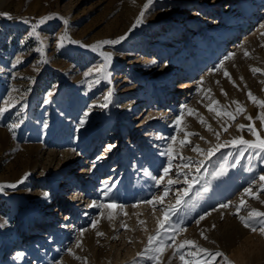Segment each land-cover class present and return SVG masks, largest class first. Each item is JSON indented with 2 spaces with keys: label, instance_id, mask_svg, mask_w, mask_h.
I'll list each match as a JSON object with an SVG mask.
<instances>
[{
  "label": "rangeland",
  "instance_id": "obj_1",
  "mask_svg": "<svg viewBox=\"0 0 264 264\" xmlns=\"http://www.w3.org/2000/svg\"><path fill=\"white\" fill-rule=\"evenodd\" d=\"M203 1L0 0V108L8 107L0 114V185L5 186L0 190V264H155L148 258L153 253L146 251L148 237L156 234V221L163 219L162 210L170 206L177 211L152 245L169 246L163 250L161 264H184L179 254H172L169 237L173 235L177 243L190 239L210 252L221 251L233 264H264V235L245 229L234 214L242 196L247 206L241 215L251 208L264 211L260 202L264 193L259 191L264 183L259 180L264 175V151L230 143L241 137L253 143L256 136L264 139V121L259 119L264 108L247 95L251 91L264 100V73L251 71L264 69V8L257 16L255 7L260 0H239L240 11L255 22L236 40L227 35L235 31L237 20H225L208 31L207 40L200 38L198 46L174 58L176 80L156 88L148 98L149 106L155 108L145 115L150 120L146 118L144 137L134 133L137 120L126 121L130 114L120 118L121 137L110 138L119 113L110 108V102L101 107L108 95L107 69L120 73L121 65L127 64V72L120 73L117 82L123 83L131 62L136 71L144 58L155 55L152 46L165 36L169 21L183 12H201ZM214 1L207 3L209 10L219 5ZM42 17L50 18L40 24ZM33 30L38 35H30ZM171 30L168 38L180 37L184 27L178 33L174 27ZM108 40L119 43L101 44L95 50L89 47ZM102 53L111 59L98 72L95 69L106 63ZM89 69L93 71L85 76ZM184 79L185 94L175 95ZM233 101L244 111L237 112ZM209 106L235 118L218 116ZM89 117H94L93 122ZM199 117L206 123L201 124ZM13 124L17 127L10 129ZM85 127L91 128L84 131ZM186 133L193 135L181 145ZM217 143L225 146L207 158V149ZM118 144L122 146L117 149ZM109 145L114 147L108 150ZM197 145L203 151H192ZM185 178L192 183L187 195H183L188 188ZM169 179L177 183L169 185ZM166 187L163 203H145L162 196ZM245 188L259 199L245 195ZM177 195H182L180 205ZM223 203L231 207L220 208ZM201 216L205 219L200 220ZM93 220L98 221L95 228ZM253 225L259 228L258 222ZM177 227L186 231L176 233ZM21 250L23 258L17 255ZM180 251L192 264L207 259L190 246ZM212 264H224V260L217 257Z\"/></svg>",
  "mask_w": 264,
  "mask_h": 264
},
{
  "label": "bare ground",
  "instance_id": "obj_2",
  "mask_svg": "<svg viewBox=\"0 0 264 264\" xmlns=\"http://www.w3.org/2000/svg\"><path fill=\"white\" fill-rule=\"evenodd\" d=\"M209 1L210 0H204L203 1L202 7H204V8L201 12L200 11L199 12L194 11L191 13V15L187 14L186 12H183L180 15L176 16L175 19H173L172 21H169V23H172V24H171V26H168V24H169L168 23L166 25L165 29L163 30V33L165 34V36H162L161 39H159V40L157 39L158 41L155 42V44L152 46V47H154L155 55L153 57L149 56V57L144 58V60H142V61H145V63L142 64L141 67L138 69H136V67H135L136 71H133L134 67L132 66L133 64H131L132 63L131 62L129 64V69H128V71H130V72L127 75H125V80H124V82L122 81L123 83L119 84L117 82L119 81V77H120L119 74L120 73L122 74V72H127L126 71L127 64L121 63L122 65L119 68L120 73H118V72L113 73L112 71H110V69H107V74H108L107 80L109 82L108 95H109V93L111 94L110 95V108L114 109L117 113H119V114L115 113V114H117L116 116H117L118 120H117V124L115 125V129L110 132V138L121 137V135H122L121 131H120L121 126L119 125L120 118H123V117L126 118L130 114H132L131 118L126 119V121H130L131 119L134 118V120H137L139 122L137 125L138 127L134 131V133L137 132L138 135H140V134L143 135L142 133H145L146 128H144V126L146 125V120H147L146 118H148L150 120V117H149L150 115L148 117L147 116L145 117V115H146L148 110H150V109L153 110L155 108V105H154V107L149 106V104H150L149 99H148L149 96L152 94V92L156 88L161 87L162 85H166V87L170 86L173 83V81L176 80V77L173 78L174 77V71H175V70L173 71V69L175 68V64L173 62L174 58H176V57L180 58V57H182V55L187 53L193 47L198 46L200 43L199 41L201 40L200 38L207 40L208 31L211 28L213 29L215 27L221 26L225 20H229V21L230 20H232V21L237 20L236 23L234 24V27H233V28H235V31L230 32L227 35V36H229V38H234L236 40V38L239 35H241V34H239L240 32L246 31L249 27L252 26L250 24L255 22V20L252 22L248 21L250 19L249 14L246 12L244 13L243 11L242 12L240 11L239 0H227V2L225 4H224V2L226 0H215V1L213 0L214 2H217L219 4L216 6V9H214V10H209L211 8V6L209 4H207V3H210ZM262 4H264V1H261V0L255 4V7L258 11V14H256L257 16L261 12V10L264 8V5L261 6ZM206 6H208V7H206ZM171 27H174L175 28L174 31L177 33L179 32L180 28L184 27V30L182 31L183 33L181 34V36L178 37L176 35L177 37H175V38H171V37L168 38L167 37L168 35L173 34V30H171ZM166 29L168 31L164 32ZM132 50H134V48H132ZM129 52H130V50H129ZM134 52L135 51H133L131 53L133 54ZM136 61L138 62V60H136ZM159 75H161V77L157 78V76H159ZM148 78H153V80H148ZM152 81L153 82L157 81V82L153 83ZM187 88H188V84L186 83V81L184 79L182 81V84L180 85L178 92L177 93L175 92L176 93L175 95H177L178 93H182V92H183L182 94H185ZM92 108H93V106H92ZM167 109H170L169 106L167 107ZM171 111L172 110H170L169 112H171ZM90 114H92V113H90ZM159 115H162V114H159ZM159 115L157 117H159ZM163 117H166V116L164 115ZM93 119H94V117L88 118L89 122H93ZM129 125H130L129 123L125 124V126H127V127ZM91 127H88V128L85 127V128H83V130L84 131L88 130ZM147 129H148V127H147ZM138 131H139V133H138ZM142 137H144V135ZM121 146H122L121 144L116 145L117 149L120 148ZM102 165H104V163H102ZM179 170L180 169H178L177 173L179 172ZM113 174H114V171L111 172L110 175L112 176ZM106 180H107V177H106ZM93 181H94V178H91L89 180V185H91V186H92V184L94 185ZM108 181H110V180H108ZM62 182H64V181H62ZM39 193H41V192H39ZM162 193H164V192H162ZM153 216H155V215H153ZM156 217H157V215H156ZM156 217L154 219H156ZM151 223H153V222H151ZM103 236H105V235H103ZM20 254H22V255H19L21 258H23L25 255V253L22 252V250L20 251ZM12 259H14V258H12Z\"/></svg>",
  "mask_w": 264,
  "mask_h": 264
},
{
  "label": "snow or ice",
  "instance_id": "obj_3",
  "mask_svg": "<svg viewBox=\"0 0 264 264\" xmlns=\"http://www.w3.org/2000/svg\"><path fill=\"white\" fill-rule=\"evenodd\" d=\"M151 3V0H149V4ZM145 9H147L148 7V4H146L145 6ZM3 15H8L7 13H4ZM144 15V12L142 11L140 13V17L137 19L136 23L139 24L142 20V17ZM50 17H42L40 20H39V23L40 24H43L45 22L46 19H49ZM65 23H67V20L64 21ZM262 28H264V25H261ZM33 34H36L38 35L37 33H35V31L33 30V33H30V35H33ZM264 35V34H262ZM63 39V37H62ZM120 39H124V37H120ZM116 43H119V40H108V41H101V42H98L95 46H89V47H93V50H95L96 48H99L101 44H116ZM102 55L104 56V59H105V64L104 65H101L100 67H98L97 69H95V71H98V72H101L104 70V68L107 66V63L110 62V59H111V56L110 54H104L102 53ZM234 54H230V56H232ZM244 55L245 57H247L249 55V53L247 51L244 52ZM228 57H226L227 59ZM222 66V64H221ZM218 70V69H217ZM93 71V69H89L88 72H86L84 75L85 76H88L91 74V72ZM251 71L253 74H256L258 72H261V73H264V69H260V68H251ZM225 76H229V74L225 71ZM229 79H231V77L229 76ZM262 83H264V81H262ZM49 96L52 95V93H49L48 94ZM110 93L109 95L105 96L104 97V100H105V103L101 105V107H107V103L110 102ZM226 95V94H225ZM248 95V98L256 105H258L260 108H264V100H258L251 91H249L247 93ZM47 102V101H46ZM212 103H218V101H212ZM234 104L237 105V112H242L244 111V109L239 105V102L237 101H233ZM185 108H187V106H185ZM8 110V107L5 106L4 108H0V114H3L4 112H6ZM189 113H192L193 110L191 109H188ZM209 111H216L215 109H213L211 106H209ZM216 114L219 116L221 114L223 115H226L228 116L230 119H234L235 117L233 116L232 113H229V112H223L221 113L220 111H216ZM88 113L85 112L84 113V116L87 117ZM248 119H251V117H248ZM259 119H261L262 121H264V115H261L259 117ZM199 121L201 124H205L206 122L204 121L203 117H199ZM84 119H82L80 121V124L83 125L84 124ZM177 125L179 126L180 124V119L178 118L177 121H176ZM10 129L11 128H15L17 127V125L13 124V125H10L9 126ZM209 129H210V126H208ZM240 128H243L244 126L243 125H240L239 126ZM225 131H227V128L224 129ZM252 132H253V135H256V132H255V129H250ZM189 135H193V133H186L185 134V139L180 141L181 145L189 142L187 140V137ZM216 136H217V139H219V133H216ZM175 137H172V140L175 141ZM201 139H203V137H201ZM230 143L235 146L237 144H243V145H247L248 147L250 148H258L260 149L261 151H264V139H261L259 136H256V142L253 143V142H249L247 140H244L242 137L241 138H237V139H234L232 141H230ZM225 145H222V144H219L217 143L216 145H214L213 147H210L209 149H207V152H206V157L207 158H210L211 156H213L217 151L220 150V148L224 147ZM114 147L113 145H109L108 146V150H111V148ZM192 151L194 152H201L203 151L202 149L199 148V146L197 145L196 147H194L192 149ZM168 156H169V161H171V158H172V149H171V146L169 147L168 149V152H167ZM200 163L202 164L203 161H200ZM189 165H185V167H188ZM171 168V164L169 163V166L168 167H165L164 168V174L165 176H167L169 170ZM199 166H197L196 168V171L199 172ZM26 178V177H25ZM163 180V177L160 178V181ZM259 180L261 182H264V175H261L259 177ZM21 183L23 182V180L20 181ZM169 185L171 184H174V183H177L176 180H172V179H169L168 182H167ZM184 183L188 185V188H185L183 190V195H187L188 193V190L192 187V183L189 182V180L187 178H185L184 180ZM7 187H12V188H15L16 185L15 184H9V185H6ZM3 187H5L4 185H0V190H3ZM168 191L169 189L166 187L164 189V193L162 196H157V197H154L153 200H147L145 201V203L147 204H154V201L155 202H159V203H163V200H164V197L167 196L168 194ZM259 191L261 193H264V183H262L260 185V189ZM244 194L247 195V196H250L254 199H259V195L256 193V192H253L251 188H245L244 189ZM105 195H107V193H105ZM45 196H47V193H45ZM181 200H182V195H178L177 199H176V204L177 205H180L181 204ZM262 204H264V200H261L260 201ZM93 206H96V205H93ZM247 206V201L244 199V197L242 196L239 200V203L235 206V215L238 217L239 219V222L240 224L245 228V229H249L251 230L253 233L259 231L261 235H264V211H258L257 209L255 208H251L246 215H241L240 214V211L242 208L246 207ZM106 207L108 208H112V207H115V205H107ZM229 207H231V205L229 203H223L220 205V208L222 209H228ZM177 211V208L176 207H173V206H170L169 208L167 209H163L162 210V214H163V219L161 220H158L157 221V230H156V234L154 236H149L148 237V248L146 249V251H151L153 253L152 256L148 257L150 260L154 261L155 264H161V260H160V257L163 253V250L166 248V247H169L168 245H165L163 242L159 243V245L157 247H152V245L157 241L158 237L160 236V233L162 230H167L166 229V225L168 224L169 220H170V216L171 214L175 213ZM108 219L109 220H112L113 219V215L111 212H109L108 214ZM205 219L204 216H201L200 217V220H203ZM253 221H256L258 222L259 224V228L255 227L253 225ZM98 221L96 220H93L92 221V227L95 228L96 225H97ZM141 224L144 223V221H140ZM197 224H199V220L197 221ZM122 227H126V225H122ZM214 227V226H213ZM174 232L176 233H179V232H182V231H186V229H183V228H174L173 229ZM83 234V230L81 232V235ZM97 236H103L104 233L102 232H97L96 233ZM201 236L203 237V239L207 240L208 237L204 235L203 232H201ZM169 239L172 240L173 242V255H177L179 254V258L181 261H184V264H192L191 261H185V257L184 255L181 253V249L184 248L185 246H190V247H193V248H196L197 249V254L199 253H204L206 256H207V259L204 260L203 262L201 261H196V264H212L213 261L216 260L217 257H222L223 260H224V264H233V262L231 260H229V258L221 251H215V252H210L209 249L207 248H203L201 247L200 245H198L196 243V241L194 240H190V239H184L182 240L181 242L177 243L176 242V238H175V235L169 237ZM79 242L77 243V247H79ZM69 251L71 252V249H69ZM18 256L19 255H22V254H17ZM137 255H143L142 253H138Z\"/></svg>",
  "mask_w": 264,
  "mask_h": 264
}]
</instances>
